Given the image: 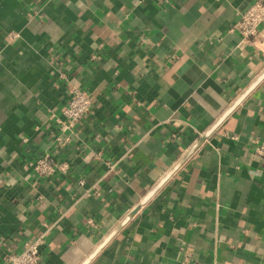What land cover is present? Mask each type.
<instances>
[{
    "label": "crops",
    "instance_id": "crops-1",
    "mask_svg": "<svg viewBox=\"0 0 264 264\" xmlns=\"http://www.w3.org/2000/svg\"><path fill=\"white\" fill-rule=\"evenodd\" d=\"M255 1L0 0V264L40 234L37 264H80L134 208L88 264H264V78L140 204L264 70V22L231 28Z\"/></svg>",
    "mask_w": 264,
    "mask_h": 264
},
{
    "label": "built area",
    "instance_id": "built-area-1",
    "mask_svg": "<svg viewBox=\"0 0 264 264\" xmlns=\"http://www.w3.org/2000/svg\"><path fill=\"white\" fill-rule=\"evenodd\" d=\"M264 22V0H256L245 11L239 13L232 25L242 37L243 41H251L259 32V25ZM91 98L82 89H74L60 117L51 113L49 118L60 124V130L67 132L72 130L91 111ZM256 153L264 156V141L255 148ZM25 169H30L39 178H48L56 175L66 174L70 169V162L60 160L50 152H43L41 155L28 160L24 164ZM83 179L78 180L82 185ZM98 195L97 192H94ZM89 195L90 193H86ZM43 234L28 238L20 251H9L5 254V264H37L40 259V247L43 243Z\"/></svg>",
    "mask_w": 264,
    "mask_h": 264
},
{
    "label": "water",
    "instance_id": "water-1",
    "mask_svg": "<svg viewBox=\"0 0 264 264\" xmlns=\"http://www.w3.org/2000/svg\"><path fill=\"white\" fill-rule=\"evenodd\" d=\"M264 78V70L256 77V79L245 89V91L230 105V107L221 115V117L206 131L202 139L199 140L175 165L174 167L144 196L140 204L145 203L164 183V181L177 169V167L190 155L194 148L206 138L232 110L250 93V91ZM136 211L134 208L130 211L120 223L98 244V246L80 263L88 264L90 260L100 251V249L124 226L129 218Z\"/></svg>",
    "mask_w": 264,
    "mask_h": 264
}]
</instances>
